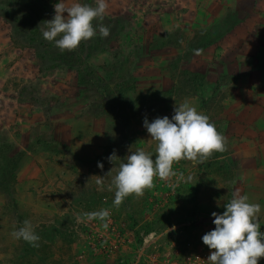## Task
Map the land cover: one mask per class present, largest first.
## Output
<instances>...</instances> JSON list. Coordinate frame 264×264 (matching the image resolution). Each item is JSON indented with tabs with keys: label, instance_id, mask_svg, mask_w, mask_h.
Instances as JSON below:
<instances>
[{
	"label": "rangeland",
	"instance_id": "1",
	"mask_svg": "<svg viewBox=\"0 0 264 264\" xmlns=\"http://www.w3.org/2000/svg\"><path fill=\"white\" fill-rule=\"evenodd\" d=\"M15 2L17 12L12 16L21 18L18 24L5 22L0 13V61L7 68H14L24 54L37 62L41 55L36 51L38 44L48 42L41 35L42 22L52 19L58 0ZM146 12L127 10L115 24L103 19L100 23L108 27L107 37L97 35L73 51L61 52L56 47L50 70L41 72L36 63L39 74L35 78L22 80L13 73L0 86L2 107L11 102L8 99L19 98L45 111L44 124L49 128L43 131L37 127L33 134L35 151L51 176L39 194L44 196L39 212L15 207L14 172L19 151L0 129V193L7 198L0 218V264H208L212 250L201 238L214 229L211 214L225 210L223 205L231 200L236 182L235 170L226 171L227 161L218 160L222 152H214L202 163H174V176L167 180L154 177L152 189L139 198L128 196L119 206L113 205L114 186L109 188L118 164L131 151L142 149L155 157L157 142L144 128L145 118L149 122L157 117L171 118L176 103L187 101L216 125L223 106L222 90L184 65L242 14L228 17V23L211 35L202 33L185 43V51L167 65L170 75L166 79L171 83L159 87L156 82L162 76L150 67L158 59L153 50L180 45L183 38L148 35L142 24ZM259 66L263 67L264 80V54ZM149 71L154 84L145 77ZM47 75L56 81L69 77L77 85L75 96L67 103L73 112L81 108L82 120L70 141L65 134L61 142L52 135L55 123L77 118L74 113L62 112L65 103L43 91L40 77ZM30 94L34 99L24 101ZM16 126L17 121H12L9 128ZM114 152L118 157L115 164L107 159ZM45 158H50V163ZM102 209L108 211L104 220L87 219V213ZM25 221L39 235V247L11 236ZM260 222L264 231V220ZM259 264H264V257Z\"/></svg>",
	"mask_w": 264,
	"mask_h": 264
},
{
	"label": "crops",
	"instance_id": "2",
	"mask_svg": "<svg viewBox=\"0 0 264 264\" xmlns=\"http://www.w3.org/2000/svg\"><path fill=\"white\" fill-rule=\"evenodd\" d=\"M107 3L105 15L108 17L121 16L127 10L135 9L138 13L139 9H146L142 24L148 35L182 36L180 45L167 44L153 50L158 59L150 67L156 68L164 77L156 82L159 87L171 83L166 79L170 75L167 65L185 51V43L192 42L202 33L211 35L228 23V17L242 14L214 42L192 55L184 66L192 73L202 74L206 82L222 90L223 106L216 129L226 138V148L218 160L227 161L226 171L235 170L232 195L234 192L246 194L250 202L259 203L260 219L264 220V80L263 67L259 66L264 54V0H107ZM2 47L0 43V49ZM36 63L25 54L18 57L14 68H7L0 61V86L13 73L22 80L35 78L39 74ZM145 77L150 78L149 83H155L150 71ZM40 78L43 91L65 103L62 112L74 113L73 117L77 118L53 125L55 139L61 142L62 134H65L70 141L77 131L76 125L82 120L81 108L73 112L67 103L75 96L77 85L69 77L61 81L48 79V75ZM18 99H8L10 103L4 107L0 105V129L19 151L14 172L15 207H26L36 213L41 210V200H44L39 194L51 176L35 151L37 143L33 133L37 127L43 131L49 127L44 124L43 109ZM12 121H17V126L10 130ZM45 161L50 163V158ZM6 204L5 194L0 193V218L4 216Z\"/></svg>",
	"mask_w": 264,
	"mask_h": 264
},
{
	"label": "clouds",
	"instance_id": "3",
	"mask_svg": "<svg viewBox=\"0 0 264 264\" xmlns=\"http://www.w3.org/2000/svg\"><path fill=\"white\" fill-rule=\"evenodd\" d=\"M107 7V0H94V6L80 0H58L53 5L52 19L42 22L41 35L61 52L73 51L81 42L97 35L107 37L109 29L100 23ZM143 126L150 138L157 142L155 157L136 149L123 158L109 188H115L114 206H119L130 195L142 197L145 190L154 187V177L167 180L174 176V163L181 160L202 163L214 152H223L226 148V138L217 131L216 125L187 101L176 103L171 118L157 117L151 122L145 118ZM117 158L115 152L107 157L113 164ZM97 166L103 169L102 163L98 162ZM223 207L222 213L211 214L215 227L201 238L212 250L206 261L208 264H259L260 258L264 257L261 205L250 202L246 194L234 192ZM86 216L88 220H104L108 211L102 209ZM11 236L32 247H39L40 237L28 221L14 230Z\"/></svg>",
	"mask_w": 264,
	"mask_h": 264
},
{
	"label": "trees",
	"instance_id": "4",
	"mask_svg": "<svg viewBox=\"0 0 264 264\" xmlns=\"http://www.w3.org/2000/svg\"><path fill=\"white\" fill-rule=\"evenodd\" d=\"M14 2H12V0H9L8 2H0V13L1 16L3 17L4 21L9 23V24H18L21 20V18L18 17H13L12 15H15L17 10L16 8L14 9V7L18 4H16L15 1L17 0H13ZM38 2L41 0H37ZM86 3H88V0H85ZM91 1V0H90ZM94 2V0H92ZM92 2V3H93ZM89 4V3H88ZM21 5V4H20ZM7 9V10H4ZM122 16H117V17H108V16H104V19L108 22V23H117L118 20H121ZM24 20V18H22ZM37 52L39 51V53L41 52V55L37 56V64L39 65V70L41 72H45L47 70H50L53 67L52 64V55L56 54L58 52V49L54 46V44L50 43V42H44V41H40V43L37 46ZM33 92V91H32ZM37 91H34V94H36ZM34 94H30V97L27 98L24 101L29 102L30 100L34 99ZM21 98H23V93H21ZM39 100V98H37Z\"/></svg>",
	"mask_w": 264,
	"mask_h": 264
},
{
	"label": "built area",
	"instance_id": "5",
	"mask_svg": "<svg viewBox=\"0 0 264 264\" xmlns=\"http://www.w3.org/2000/svg\"><path fill=\"white\" fill-rule=\"evenodd\" d=\"M169 264H176V263H175V261H174V263L172 262V263H169ZM194 264H196V262H195Z\"/></svg>",
	"mask_w": 264,
	"mask_h": 264
}]
</instances>
